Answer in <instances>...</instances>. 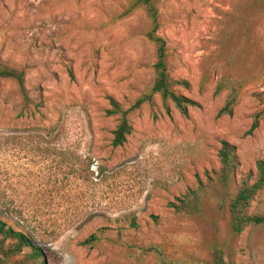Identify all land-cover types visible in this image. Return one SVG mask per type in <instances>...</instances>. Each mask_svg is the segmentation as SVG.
I'll list each match as a JSON object with an SVG mask.
<instances>
[{
	"label": "rangeland",
	"instance_id": "374dc122",
	"mask_svg": "<svg viewBox=\"0 0 264 264\" xmlns=\"http://www.w3.org/2000/svg\"><path fill=\"white\" fill-rule=\"evenodd\" d=\"M154 2L168 74L188 83L175 90L199 104L186 116L158 94L132 108L156 61L150 19L128 10L133 0H0V60L25 70L30 98L24 107L15 83L0 80V219L41 248L45 264H157L153 253L132 256L149 244L175 261L219 251L227 264H264V189L248 208L262 221L240 233L212 196L195 216L168 205L200 181L217 183L222 141L238 158L231 192L264 161V117L250 132L264 90V0ZM228 75L243 86L218 117L226 92L214 90ZM110 97L132 109L116 147ZM29 251L0 264H24Z\"/></svg>",
	"mask_w": 264,
	"mask_h": 264
},
{
	"label": "trees",
	"instance_id": "16d2710c",
	"mask_svg": "<svg viewBox=\"0 0 264 264\" xmlns=\"http://www.w3.org/2000/svg\"><path fill=\"white\" fill-rule=\"evenodd\" d=\"M135 7H142L150 19L151 29L148 31L147 37L155 44L156 61L153 65L155 76L150 91L136 99L132 108L135 109L144 103H150L153 95L158 94L164 104H166V101H171L175 108L186 116L188 107L198 106L199 104L189 97L176 92L175 87L178 85L187 88V81L174 79L168 74L166 41L157 34L159 22L155 2L154 0H133L128 10H132ZM2 79L11 80L15 83L22 98L23 106L26 107L30 102V98L25 86V70L10 67L0 60V80ZM242 86L243 79L238 76H222L217 81L214 93L226 92L224 103L217 112L218 117L231 114ZM255 97L261 104V109L254 115L250 132L258 126L259 119L264 117V90L258 92ZM109 106L106 114L118 117V123L112 132L113 137L111 140V145L116 147L122 145L126 141V136L131 132V124L127 115L132 109L124 110L113 97L109 98ZM218 159L220 169L215 185L211 180L207 185L200 181L196 189H189L183 197L175 198L168 205L174 208V212L178 216H195L202 213V199L206 196H212L215 206L214 211L218 215L225 213L230 231L240 233L247 226L257 225L262 221V217L249 214L248 208L256 194L264 189V161L258 160L256 162L255 180L252 183H249L251 175H248L231 192V185L238 163L235 145L228 141H222L218 150ZM212 189L214 190L213 192L211 191ZM131 224L133 227L136 226L134 220H131ZM97 240L98 237L93 234L84 243L92 245ZM24 248H28L30 251L25 255L22 263L45 264L41 248L34 245L32 240L23 232L13 229L0 219V256L7 261L22 252ZM134 249L136 251L132 256L137 255L139 259L144 254L153 253L156 256L157 264H227L219 251H214L211 257L203 262H181L172 260L164 255L158 244H149L135 247Z\"/></svg>",
	"mask_w": 264,
	"mask_h": 264
}]
</instances>
